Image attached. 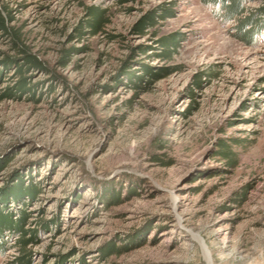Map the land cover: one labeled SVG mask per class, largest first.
<instances>
[{
	"label": "rangeland",
	"instance_id": "1",
	"mask_svg": "<svg viewBox=\"0 0 264 264\" xmlns=\"http://www.w3.org/2000/svg\"><path fill=\"white\" fill-rule=\"evenodd\" d=\"M227 3L0 0L45 67L0 31V264H264V0Z\"/></svg>",
	"mask_w": 264,
	"mask_h": 264
},
{
	"label": "trees",
	"instance_id": "2",
	"mask_svg": "<svg viewBox=\"0 0 264 264\" xmlns=\"http://www.w3.org/2000/svg\"><path fill=\"white\" fill-rule=\"evenodd\" d=\"M207 1H210L212 3L220 2L221 5L223 6V9L225 10V16H233L240 12L238 4L236 3L228 4L227 1L229 0L227 1L207 0ZM83 12H84V17L78 21L76 27L74 28L75 33L72 34L71 37L73 36L79 37L84 33L95 34L101 30V27L106 22L105 11L98 9L96 6L93 5L83 6ZM10 13H11L10 10H7L5 6L0 5V31L9 35L11 48L13 51L16 52V54H18L20 60L22 61V63L15 66V68L17 69V74L18 75L24 74L26 73L27 69L30 68L43 70L45 68L44 64L40 60H38L34 55L30 54L27 47L22 43L19 29L8 26V22L12 19ZM150 19H151V15L149 13L145 15L143 18H141L137 23H135L131 27V31H133L136 34H141L145 26L151 25V23L149 22ZM240 27L241 28L237 34V37L242 41H247L248 38L246 36V31L244 30L243 25L241 24ZM158 43L162 46V49H160L161 53L159 54L161 57L167 58L173 53V50L167 49V47H173L175 45L173 35H168L160 38L158 40ZM137 48L140 52L144 51V48L142 46H138ZM68 54H69V49H63L60 55L61 60H65ZM131 58H132V53L129 55L128 59L123 61L122 69H124L128 65V62ZM2 60L3 61L0 66H2L3 68H6L9 65H11L9 61L10 62L13 61V59L11 58H3ZM135 79L136 81H140V78H135ZM21 81H20L21 88L25 89L24 79H21ZM133 85L136 84L133 83ZM5 95L7 94L6 93L0 94V98L4 97ZM232 141H239V140L237 138H233ZM217 145L219 146V149L217 150L216 153L221 155L223 158L231 161L233 159V153L226 148V144H224V142L221 141ZM152 160L159 162L162 166L170 165V161L164 162L157 155H153ZM104 196L106 197L103 198L104 200L111 201L113 198H115L114 190L106 189ZM235 200H241V198H237ZM6 221L8 223L9 221L8 217H4L3 214L0 212V226H2V224H5ZM20 243L23 246H25L27 240H21ZM111 250L114 253H120L119 247L117 246L112 245ZM26 255L27 253H23V256Z\"/></svg>",
	"mask_w": 264,
	"mask_h": 264
}]
</instances>
